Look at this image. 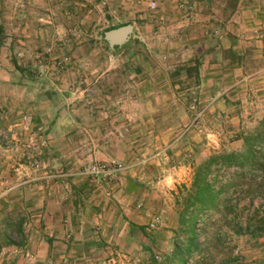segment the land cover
Returning a JSON list of instances; mask_svg holds the SVG:
<instances>
[{
	"label": "rangeland",
	"instance_id": "374dc122",
	"mask_svg": "<svg viewBox=\"0 0 264 264\" xmlns=\"http://www.w3.org/2000/svg\"><path fill=\"white\" fill-rule=\"evenodd\" d=\"M186 1L0 0V190L16 191L11 203L0 191V264L167 262L196 167L243 149L241 135L264 118V0H191L193 10ZM121 23L134 25L132 38L113 49L104 33ZM32 137L47 142L39 168L25 158ZM99 162L125 168L111 180L81 175ZM239 171L210 178L237 183ZM33 184L94 194L79 211L71 197L51 235L38 225L41 203L26 215L16 202ZM233 188L245 225L264 210V193ZM215 224L223 248L202 251L213 264H264V232L236 234L213 213L200 241Z\"/></svg>",
	"mask_w": 264,
	"mask_h": 264
},
{
	"label": "trees",
	"instance_id": "16d2710c",
	"mask_svg": "<svg viewBox=\"0 0 264 264\" xmlns=\"http://www.w3.org/2000/svg\"><path fill=\"white\" fill-rule=\"evenodd\" d=\"M125 24L127 23L115 25L108 30ZM198 66L200 65H194L192 68L187 67V72L192 75L194 70L197 71ZM241 138L243 139V149L217 153L196 167L192 185L187 189L188 195L179 212L181 229L165 264H213L210 257L203 255L202 251L215 248L220 252L218 248H223L225 243L223 229L215 224L210 235L204 241H200V235L208 226L213 213L219 214L224 219V225L232 227L236 234L264 232V210L255 209L252 219L243 225L230 195L233 185L234 193H241L243 198H254L264 193V118L256 128L243 133ZM222 167L240 169L234 179V181L237 180V183H222L219 187L216 186V180H211L210 174L214 169ZM238 180L242 182L238 183ZM238 184H241L242 188ZM252 202L251 200L250 204ZM254 219L257 221L252 223ZM200 222L203 223L202 226L199 225ZM21 228V225L17 227L22 235ZM138 228L145 232V227ZM6 240H8L7 236ZM151 252L154 253L152 248ZM198 253L200 257L196 258L195 255ZM155 257L153 254L151 264H159ZM230 261L231 257L222 261V264H229Z\"/></svg>",
	"mask_w": 264,
	"mask_h": 264
},
{
	"label": "crops",
	"instance_id": "0c3cea01",
	"mask_svg": "<svg viewBox=\"0 0 264 264\" xmlns=\"http://www.w3.org/2000/svg\"><path fill=\"white\" fill-rule=\"evenodd\" d=\"M213 67V65L211 66ZM209 78V79H208ZM211 76L206 77L201 79L204 83H205V79L210 80ZM55 124L53 123L50 128L51 130H53L55 128ZM68 140L72 139L70 134H68ZM5 159H0V162H4ZM7 161V160H6ZM5 161V162H6ZM6 174V173H5ZM4 173L1 176H5V178L8 179L12 178L15 179L16 176L14 175L13 177H6ZM13 181H11L12 183ZM10 183V182H9ZM6 184V190L4 189L5 187H3L0 191L1 194L3 195V199L6 200V202H13V194L16 193V191H12L11 193H8L7 191L12 189L13 187L7 185L8 183L5 182ZM49 186H47V188H41V186L38 185H31V186H22L21 190L19 191L20 195H17V201L16 202H20L23 207L24 210L26 212V215H29L30 211H28L29 209H32V204H34L35 202H39L41 203V205H38L37 207L40 208L38 209V211L36 212L37 214V220H38V225L40 227V229L43 227V225H47V228L50 230H52L51 235H54V232L56 233L57 230H59V226H60V216L61 217H65V212H67L70 208L69 205L71 203L70 198L72 197V205H73V209H78V211L80 210L79 207H84L85 205H87L88 203H90V201L92 200V194H94V192H87L84 193L81 190H76V191H70V189L68 191H65V189H63V193L65 195V197H63V195L61 194L62 191L59 192L55 191L54 187L50 186V188L48 189ZM54 189V191H52ZM57 192V193H56ZM65 199V200H64ZM67 199V200H66ZM60 203V206L56 207L55 203ZM15 202V201H14ZM14 204V203H12ZM61 214H60V213ZM74 214H77V212H75ZM23 214L21 213V216ZM77 219H79V217H77ZM16 224L24 226L25 224H27V222L23 219L20 218L19 221L16 222ZM42 230V229H41ZM55 237H59L58 235H55ZM52 239V238H47L48 242H58V239Z\"/></svg>",
	"mask_w": 264,
	"mask_h": 264
},
{
	"label": "built area",
	"instance_id": "2783aa9c",
	"mask_svg": "<svg viewBox=\"0 0 264 264\" xmlns=\"http://www.w3.org/2000/svg\"><path fill=\"white\" fill-rule=\"evenodd\" d=\"M186 3L187 8L190 10L194 9V4L191 0H187ZM156 2L152 1L149 5V7L152 10L156 9ZM181 6H183V3L181 4ZM26 122L27 124L30 125L31 123V118H26ZM26 128H29V126L27 125ZM47 146V142L46 141H42V142H37L35 141V138L32 137L30 138V140H28V142L26 143V149H25V158L26 161L34 168H39L41 165V161H42V154L43 151L45 149V147ZM125 166L121 163H112V164H107V163H94L91 165L86 166L82 172L81 175L82 176H86V177H92L95 179H101V180H111L113 176L116 175L117 172L121 171L122 169H124Z\"/></svg>",
	"mask_w": 264,
	"mask_h": 264
},
{
	"label": "water",
	"instance_id": "95a60500",
	"mask_svg": "<svg viewBox=\"0 0 264 264\" xmlns=\"http://www.w3.org/2000/svg\"><path fill=\"white\" fill-rule=\"evenodd\" d=\"M134 31V25L127 23L123 26L107 30L104 33L105 40L109 43L111 48L121 47L127 44L131 38Z\"/></svg>",
	"mask_w": 264,
	"mask_h": 264
}]
</instances>
